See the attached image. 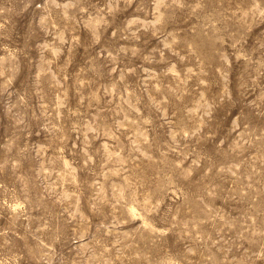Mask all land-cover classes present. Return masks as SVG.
<instances>
[{"label": "clouds", "instance_id": "clouds-1", "mask_svg": "<svg viewBox=\"0 0 264 264\" xmlns=\"http://www.w3.org/2000/svg\"><path fill=\"white\" fill-rule=\"evenodd\" d=\"M0 264H264V0H0Z\"/></svg>", "mask_w": 264, "mask_h": 264}]
</instances>
